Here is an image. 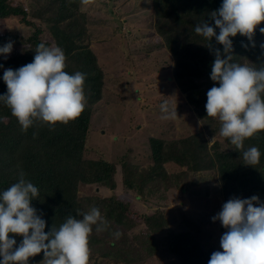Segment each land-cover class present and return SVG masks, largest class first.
Returning <instances> with one entry per match:
<instances>
[{"label": "trees", "instance_id": "obj_1", "mask_svg": "<svg viewBox=\"0 0 264 264\" xmlns=\"http://www.w3.org/2000/svg\"><path fill=\"white\" fill-rule=\"evenodd\" d=\"M0 0V20L14 18L23 25L25 36L0 31V47L18 39L26 49L5 61L0 56V95L7 91L3 82L4 70H16L33 61L40 43L50 47L47 34L55 46L64 50L65 71L86 74L84 94L86 106L74 121L57 124L54 130L34 124L21 131L9 108L0 103V191L18 182L23 172L25 179L33 183L39 195L31 206L46 221L45 232L59 228L71 215L82 219V214L92 207L99 209L108 227L89 236V264H140L157 252L156 236L168 228L165 207L160 203L168 199V190H184L186 180L198 172L211 173L220 183L225 200L247 199L253 195L264 202V132L246 139L244 148L256 146L261 153L260 162L245 166L241 150H237L226 138L220 136L218 118L207 117L205 104L207 91L218 86L210 80L211 65L215 59L203 37L194 28L201 22L211 24L209 14L217 10L222 0H149L153 12L154 30L163 37L165 46L176 62L175 84L185 95V101L193 106L197 117L203 121L207 136L216 138L208 147L205 134L197 132L176 141L161 138L148 139L147 168H139L125 161L121 165V191L131 195L130 202L144 204L138 211L131 210L130 202L115 194L80 195V185L114 190L116 188L115 165L103 159H86V139L92 116V106L100 97L102 71L96 57L85 44L87 27L80 6L90 0ZM264 28L262 22L255 30L253 40L237 34L230 38L234 61L259 66L264 63ZM218 29L216 30L218 34ZM213 48H219L213 38ZM219 137V138H218ZM224 144L225 150L221 146ZM166 164L179 169L170 174ZM149 207V211H145ZM132 236H127L128 232ZM136 230V231H135ZM121 233L119 238L113 234ZM17 245L22 237H15ZM167 252L178 264H208L211 250L201 247L194 233L170 231L167 235ZM43 254L30 258L29 264H40Z\"/></svg>", "mask_w": 264, "mask_h": 264}, {"label": "clouds", "instance_id": "obj_2", "mask_svg": "<svg viewBox=\"0 0 264 264\" xmlns=\"http://www.w3.org/2000/svg\"><path fill=\"white\" fill-rule=\"evenodd\" d=\"M209 18L211 24L203 21L194 28L215 56L210 80L218 86L207 91L205 111L207 117L218 118L220 136L241 150L244 165L253 167L260 162V150L256 146L245 149L244 142L264 132V63L235 62L230 38L239 34L253 40L255 30L264 22V0H222ZM259 31L264 34V28ZM213 38L222 51L213 48ZM12 49L9 41L0 47V56L6 59ZM65 69L64 50L40 43L31 63L4 70L7 91L0 95V103L10 109L21 131L36 123L54 130L84 111L86 74H70ZM160 110L162 119L177 118L167 103H162ZM38 195V188L23 172L18 182L0 191V264H29L30 258L41 253L40 264H89L93 228L102 232L108 227L99 209L92 207L82 219L69 215L59 228L45 232L46 221L31 206ZM212 221H219L226 231L219 241L221 250L211 254L208 264H264V202L258 196L229 199ZM113 235L119 238L121 233ZM17 236L22 237L18 245Z\"/></svg>", "mask_w": 264, "mask_h": 264}, {"label": "rangeland", "instance_id": "obj_3", "mask_svg": "<svg viewBox=\"0 0 264 264\" xmlns=\"http://www.w3.org/2000/svg\"><path fill=\"white\" fill-rule=\"evenodd\" d=\"M18 2L26 3L13 0L14 4ZM149 3V0H90L80 6L87 27L85 44L102 71L100 97L92 106L84 157L106 160L115 165L116 171L114 190L80 185V195L115 194L130 202L132 194L124 196L128 194L125 191L123 196L120 194L123 191L121 165L127 161L147 168L151 163L147 157L151 137L176 141L200 129L208 147L216 140L207 136L203 121L175 84L176 62L163 37L154 30ZM23 29L22 23L14 18L0 20L3 33L25 36ZM44 38L50 41V47L55 46L49 35L45 34ZM11 42L13 49L6 59L3 57L5 61L26 49L18 39ZM162 103H167L170 110L175 109L177 118L162 119ZM221 148L226 149L224 144ZM165 166L170 174L179 171L173 164ZM210 174L198 172L191 176L183 191L168 190V199L160 203L165 207L168 228L156 236V254L140 264H178L166 248L170 231H190L203 249L212 253L221 250L219 241L226 229L219 221L213 222L212 217L228 200L224 199L217 178ZM130 205L134 211L144 206L139 201L130 202ZM133 232H128L127 236H132Z\"/></svg>", "mask_w": 264, "mask_h": 264}]
</instances>
